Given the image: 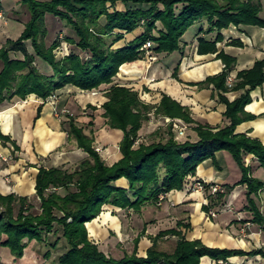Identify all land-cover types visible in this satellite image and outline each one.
Listing matches in <instances>:
<instances>
[{
  "label": "trees",
  "instance_id": "16d2710c",
  "mask_svg": "<svg viewBox=\"0 0 264 264\" xmlns=\"http://www.w3.org/2000/svg\"><path fill=\"white\" fill-rule=\"evenodd\" d=\"M20 4L28 10L29 20L16 40H7L0 48V104L14 97L24 100L29 95L47 100L68 85L90 92L102 85H110L105 95L107 101L101 106V117L111 129L122 132L119 144L122 158L111 166L107 165L95 150L94 137L86 135L75 119L67 116L62 124L63 130L89 158L74 171L38 169L35 194L40 203L39 214L31 213L33 206L27 197L0 194V249H8L18 261L23 257L27 242L42 241L44 234L51 233L58 226L66 242V250L58 258L59 264H200L203 257L227 263L233 256L261 255L259 250L245 253L212 249L197 240L187 241L180 232L171 229L159 236H178L172 254L159 252L157 240L153 239L146 256H139L137 240L131 255L115 259L105 255L90 240L86 227L100 215L105 205L139 211L146 205L158 204L161 195L189 190L196 181L192 177L197 168L209 159L214 160L217 152H227L238 166L241 178L234 186L246 185L247 207L254 216L253 221L259 225L264 223L252 198L264 191V184L251 176V169L244 162V155H252L264 168V144L259 139L235 133L237 126L257 118L245 108L252 101L250 93L264 84V57L252 68L239 71L230 89L227 79L236 59L224 53L217 55L224 64L223 71L206 78L198 86L212 85L221 93L219 99L226 106L224 116L228 124L218 130L195 125L196 142L176 141L170 126L167 140L136 145L138 133L149 119L152 108L142 103L137 92L112 84L122 65L144 58L146 43H151L148 51L152 53L173 54L180 50L184 34L202 21L207 22V31L217 32V36L212 42L200 40L199 52L215 51L216 42L221 39L220 32L230 26L264 28L261 0H20ZM47 15L64 22L75 38H57L48 46ZM137 30L140 33L131 42L115 47L125 34ZM63 42L72 46L66 56L60 55ZM27 43L32 53L26 50ZM11 53H21L23 58H12ZM36 59L50 69L49 74L40 72L34 65ZM176 73L177 70L174 77ZM231 90H244V93L229 102L223 94ZM89 108L97 110L92 106ZM40 112L41 109L37 118ZM154 113L180 119L185 124L194 123L189 111L167 96L162 98ZM0 141L2 144L11 143L14 150L19 149L1 132ZM120 179L127 181V188L116 185ZM198 182L203 184L211 206L220 204L224 195L234 187L209 194L210 186L215 184ZM57 189H65L67 194L61 196ZM211 206H203V211L208 213Z\"/></svg>",
  "mask_w": 264,
  "mask_h": 264
},
{
  "label": "crops",
  "instance_id": "0c3cea01",
  "mask_svg": "<svg viewBox=\"0 0 264 264\" xmlns=\"http://www.w3.org/2000/svg\"><path fill=\"white\" fill-rule=\"evenodd\" d=\"M261 2L264 11V2L263 0ZM1 21L3 20L0 19V24ZM7 24V21H3V25ZM207 29L206 21L195 24L182 37L178 52L170 55L154 53L157 55V61L151 64L144 57L120 67L112 84L137 92L142 103L152 108L148 115L149 119L143 123L139 131L140 142L167 140L170 126L166 120L184 123L180 119L155 115V108L164 96L186 108L194 121L193 124H187L186 134L181 142L198 140L193 129L195 125L218 130L228 124L224 116L226 106L219 99L221 93L212 85L200 87L198 84L223 71L224 64L217 55L224 53L236 59L234 68L228 76L234 85L239 71L252 68L257 60L264 57V28L230 26L220 32L221 39L216 42L215 51L199 52L200 40L212 42L216 39L217 32L209 33ZM139 33L140 30L133 34H125L115 47L127 45ZM1 43L2 40L0 48ZM71 49L72 46L67 44V48L62 49L60 55L66 56ZM18 55L19 53H14L15 59H22ZM1 66L0 63V70ZM109 88L110 85H102L90 92L68 85L56 92V101L52 98L42 100L35 95H29L24 100L14 97L0 104V132L10 137L19 148L14 150L11 143L2 144L0 141V194L3 196L14 194L27 197L31 201L36 198L35 181L40 167L63 168L70 171L77 167L72 166L73 163L86 160V153L79 149L76 141L70 139L68 133L63 130L62 119L66 121L67 116L72 117L74 114L79 116L76 122L81 120V116H85L86 119L87 116L94 115L89 106L97 108L96 112L102 115L101 106L107 101L105 95ZM243 93L244 90H231L223 96L232 102ZM250 96L252 101L245 110L257 118L237 126L235 133L259 139L264 144V117L261 116L264 114V84L253 90ZM39 109L41 112L37 118ZM96 122L97 119L94 120V123ZM105 128L107 130L102 131L104 135L100 132V138L103 139V143L115 142L116 147V150L102 155L104 161L111 166L122 158L118 148L122 132L107 126ZM244 162L251 169V176L264 184V168L260 166L258 160L252 155H244ZM240 178L241 172L230 155L227 152H217L214 160L209 159L197 168L192 180L215 184L224 192L226 187L234 186ZM116 185L121 188L128 186L125 179L118 180ZM246 191V185L234 186L224 195L220 204L214 206H211L210 200L202 190L172 191L165 195L158 208L146 205L140 212L153 209L159 214H164L166 218L164 224H159L163 226L160 229L162 231L173 229L169 228L170 221L174 226L180 222L182 226L179 229L187 241L197 240L212 249L240 250L249 253L262 249L260 238L264 240V231L252 220V213L246 204ZM252 198L256 206L257 203H264V191ZM203 206H211L208 213L203 211ZM257 208L264 217V210L259 206ZM138 217L139 214L131 208L121 209L106 205L95 220L86 224L89 238L101 249L100 245L109 237L108 229L121 233L124 228V231L128 232L127 219ZM152 222L156 223L154 220ZM153 226L155 225H151L152 229ZM147 230L146 232H149V229ZM143 239L140 245H144ZM147 249L142 248L140 256L144 257ZM262 252L264 254L263 249ZM200 264H264V257L233 256L228 258L227 263L203 257Z\"/></svg>",
  "mask_w": 264,
  "mask_h": 264
},
{
  "label": "rangeland",
  "instance_id": "374dc122",
  "mask_svg": "<svg viewBox=\"0 0 264 264\" xmlns=\"http://www.w3.org/2000/svg\"><path fill=\"white\" fill-rule=\"evenodd\" d=\"M264 2V0H263ZM1 5H2V11L0 13V19L3 21H7L8 24L5 26L3 25V21H1L0 24V39L2 40L1 45H5L7 40H16L19 35L22 33L24 29L25 23L29 20V13L26 7L22 6L20 4V0H1ZM118 8H121V5H117ZM261 16L264 17V11H262ZM46 27L48 30V35L46 38V43L49 46L54 40L61 39L64 40L66 37L68 38H75V35L73 31L66 26V24L62 21H59L58 19L47 15L45 19ZM191 32V31H189ZM0 40V41H1ZM26 50L30 53H32V48L29 43L25 45ZM67 48V44L65 42L62 43L61 49ZM63 51V50H62ZM59 52V51H57ZM12 58H15L17 55L14 57V53L10 54ZM151 55L155 56L153 61H150L148 55L145 54V59L148 61V63H153L157 61V55L152 53ZM20 58H23V55L19 53L18 55ZM42 73L49 74L50 69L45 66V64L39 60L36 59L35 64H34ZM91 109V108H90ZM92 110V109H91ZM93 111V110H92ZM94 115L92 116H87L88 118H84L85 116H81L80 121H75V123L79 126L82 127L84 130V133L88 136H93L95 139V150L97 153L100 155L102 158V155L104 156L106 152H110L112 150H116L115 147V142L112 143H103V139L100 138V132L103 134L104 130H107L105 126V120L101 117V114H99L96 111L92 112ZM72 118L75 120L79 119V116L73 115ZM102 118V119H100ZM97 119V122L94 123V120ZM64 122L65 119H62ZM92 122V124H91ZM167 123V120H166ZM169 126L172 127V123H167ZM183 125L187 124L183 123ZM109 127V126H107ZM110 128V127H109ZM111 129V128H110ZM173 129V127H172ZM115 130V129H112ZM109 131V129H108ZM175 140L178 142H181V140L184 139V136L178 137L176 132L172 130ZM157 134V132H156ZM104 135V134H103ZM123 135V134H122ZM139 136V133H138ZM104 138V137H103ZM122 138V137H121ZM159 140H153L151 142H157ZM121 141V140H120ZM162 141V140H161ZM165 141V140H163ZM139 138L136 141V145L139 143ZM148 141H145L143 143H151ZM120 144V142H119ZM118 144V148H119ZM108 148V151H107ZM120 152V151H119ZM121 154V153H120ZM86 159H88V155L86 154ZM104 161V159L102 158ZM105 162V161H104ZM81 162L78 163L75 162L73 163L72 166H77L76 168L70 169V171H74L78 168ZM107 165L108 163L105 162ZM116 163V162H115ZM207 184V183H205ZM204 192V190H202ZM56 192L60 194L61 196H64L67 194V191L65 189H57ZM205 193V192H204ZM209 194H213L211 191ZM165 199V196H164ZM162 199L158 204H149L150 207H156L160 206L163 202ZM29 202L32 204V209L31 213L32 214H39L40 213V203L39 199L36 197L33 200H29ZM208 204V203H207ZM247 204V200H246ZM257 207L259 206L264 210V203H257ZM209 205V204H208ZM248 205V204H247ZM106 206V205H105ZM104 207V206H103ZM102 207V208H103ZM143 208V207H142ZM134 211L136 214H139L138 218L135 219H127L128 220V232L124 231L125 229H122V234L121 233H115L108 229L109 232V237L105 242H103L101 246V251L112 258L115 259H120L122 258L125 254L131 255L134 251L135 248V242L139 240L138 245H137V254L140 256V254L143 252L144 249H147V247L152 246V240L156 239V249L159 252L167 253V254H172L176 248L177 241H178V236H173V235H165V236H159L161 232H165V230H160L163 228L162 225L159 224H164L165 215L164 214H159L158 211L153 210V209H148L141 213L140 211ZM247 208V207H246ZM2 208H0V211ZM18 207L15 208V215L17 214ZM250 212V211H249ZM252 215V214H251ZM212 217L214 215L211 214ZM254 218V216L252 215ZM264 218V217H263ZM154 220L156 223L152 222ZM253 220V219H252ZM162 222V223H160ZM178 222V221H177ZM245 223V222H244ZM171 224V225H170ZM169 228L176 229L180 234L183 236L181 229H179L182 224L179 222L177 225H173V222L170 221ZM153 226V229L151 227ZM160 226V227H159ZM264 231V223L263 224H258ZM157 227V228H156ZM176 227V228H174ZM168 228V229H169ZM149 229V232H146V230ZM172 229V230H173ZM151 230V231H150ZM167 230V229H166ZM171 230V229H169ZM124 231V232H123ZM148 231V230H147ZM126 232V233H125ZM62 232L59 230L58 226H55V228L52 230L51 233L49 234H44V237L42 241H36L33 240L31 242H27V247L24 250L23 257L15 261V258L11 255L8 249L3 248L0 250V264H59L58 263V258L60 255H62L65 250H66V242L64 239H62ZM170 236V237H168ZM184 237V236H183ZM144 238V239H143ZM185 238V237H184ZM144 240V245H140V241ZM260 246L264 250V240L260 238ZM146 247V248H145ZM143 248L142 252L141 249ZM262 249L259 250L262 252ZM147 251V250H145ZM262 257H264V254L262 252ZM146 256V252L144 253V257Z\"/></svg>",
  "mask_w": 264,
  "mask_h": 264
},
{
  "label": "built area",
  "instance_id": "2783aa9c",
  "mask_svg": "<svg viewBox=\"0 0 264 264\" xmlns=\"http://www.w3.org/2000/svg\"><path fill=\"white\" fill-rule=\"evenodd\" d=\"M150 49H151V43H149V42L146 43L143 46V50H146V55H148L150 61H153L155 56L151 55L152 52L148 51ZM227 86L230 89L233 86V81L231 79H229V78L227 79ZM51 98L56 101V96L55 95H53ZM167 123H170V124L172 123L173 130L176 132L178 137L184 136V134L186 132V129H187L186 125H183L181 122L175 121V120H167ZM189 190H204V187H203V184H201L198 181H195L194 183L191 184ZM210 190H211V192L213 194L216 193V192H219V191L221 192L222 191L221 188L219 186H217V185L210 186ZM162 199H164L163 195L160 196V201Z\"/></svg>",
  "mask_w": 264,
  "mask_h": 264
},
{
  "label": "bare ground",
  "instance_id": "6f19581e",
  "mask_svg": "<svg viewBox=\"0 0 264 264\" xmlns=\"http://www.w3.org/2000/svg\"><path fill=\"white\" fill-rule=\"evenodd\" d=\"M89 227V226H88ZM90 229H91V225H90Z\"/></svg>",
  "mask_w": 264,
  "mask_h": 264
}]
</instances>
